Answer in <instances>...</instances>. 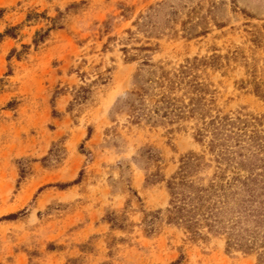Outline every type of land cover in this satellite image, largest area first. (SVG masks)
I'll list each match as a JSON object with an SVG mask.
<instances>
[{"label": "rangeland", "instance_id": "rangeland-1", "mask_svg": "<svg viewBox=\"0 0 264 264\" xmlns=\"http://www.w3.org/2000/svg\"><path fill=\"white\" fill-rule=\"evenodd\" d=\"M51 19L62 28L35 46ZM9 28L0 264H258L256 253L228 251L225 236L194 239L165 222L147 234L145 215L170 201L151 176L170 179L190 153L212 157L195 138L198 120L133 124L127 95L145 56L168 71L197 58L192 77L209 88L212 114L258 118L264 135V0H0V36ZM82 86L92 96L74 104ZM54 149L59 161L44 165Z\"/></svg>", "mask_w": 264, "mask_h": 264}, {"label": "trees", "instance_id": "trees-1", "mask_svg": "<svg viewBox=\"0 0 264 264\" xmlns=\"http://www.w3.org/2000/svg\"><path fill=\"white\" fill-rule=\"evenodd\" d=\"M32 17L29 15L28 20ZM51 21L52 27L37 32L35 46L43 43L50 31L62 28L57 25V19ZM14 30L7 29L0 38L13 37ZM15 53L13 49L11 57ZM16 55L20 58V53ZM200 65L201 60L195 58L179 69L168 71L155 64L151 56H145L138 68V87L127 95L133 124L164 125L187 118L198 120L195 138L206 144L212 157L207 160L205 155L190 153L181 158L178 171L170 179L165 180L160 173L151 176V184L166 181L170 201L165 210L145 215L146 232L155 233L158 222H165L183 228L194 239H204L209 233L225 236L228 251L256 253L258 264H264V135L256 129L263 126V121L241 115H213L206 99L209 88L192 77ZM2 84L0 79V89ZM185 89L182 97L176 96ZM91 96V87L82 86L75 93L74 104L86 103ZM60 151L51 150L43 159L44 165L59 161ZM149 159L161 161L153 151ZM211 169L214 172L210 175ZM26 173L21 169L22 178Z\"/></svg>", "mask_w": 264, "mask_h": 264}]
</instances>
